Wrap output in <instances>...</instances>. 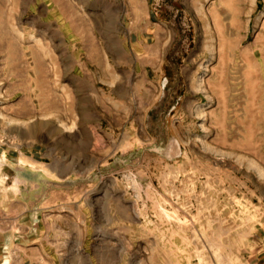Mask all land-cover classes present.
<instances>
[{
    "label": "rangeland",
    "instance_id": "1",
    "mask_svg": "<svg viewBox=\"0 0 264 264\" xmlns=\"http://www.w3.org/2000/svg\"><path fill=\"white\" fill-rule=\"evenodd\" d=\"M61 2L0 0V134L79 163L81 200L128 228L125 264H264V0H183L186 67L150 83L122 58L110 89L88 11Z\"/></svg>",
    "mask_w": 264,
    "mask_h": 264
},
{
    "label": "crops",
    "instance_id": "2",
    "mask_svg": "<svg viewBox=\"0 0 264 264\" xmlns=\"http://www.w3.org/2000/svg\"><path fill=\"white\" fill-rule=\"evenodd\" d=\"M40 1L46 9H61V0ZM73 1L88 11L90 72L102 75L109 89L119 82L122 58L145 70L150 83L186 67L181 59L192 53L176 48L178 30L169 17L170 10L183 9V0ZM108 73L115 77L108 80ZM98 88L94 82L92 89ZM2 134L0 264H125L128 228L115 226L118 237L111 238V211H95L87 205L88 195L81 200L78 185L87 180L73 179L79 163L71 165L61 152L32 143L28 135Z\"/></svg>",
    "mask_w": 264,
    "mask_h": 264
},
{
    "label": "bare ground",
    "instance_id": "3",
    "mask_svg": "<svg viewBox=\"0 0 264 264\" xmlns=\"http://www.w3.org/2000/svg\"><path fill=\"white\" fill-rule=\"evenodd\" d=\"M242 52V51H241ZM241 55V54H240ZM245 62H246V60H244ZM249 64V63H248ZM245 78H246V88L250 91V89L252 90L253 89V87H254V84H253V81H252V79H251V76L248 74V73H246L245 74ZM248 91V92H249ZM251 95V94H250Z\"/></svg>",
    "mask_w": 264,
    "mask_h": 264
}]
</instances>
